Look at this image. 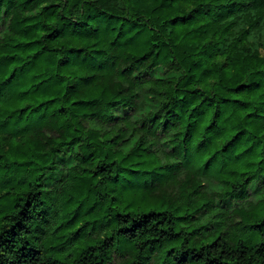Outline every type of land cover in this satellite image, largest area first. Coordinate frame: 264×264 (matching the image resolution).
Instances as JSON below:
<instances>
[{"label":"trees","instance_id":"trees-1","mask_svg":"<svg viewBox=\"0 0 264 264\" xmlns=\"http://www.w3.org/2000/svg\"><path fill=\"white\" fill-rule=\"evenodd\" d=\"M0 264H264V0H0Z\"/></svg>","mask_w":264,"mask_h":264}]
</instances>
